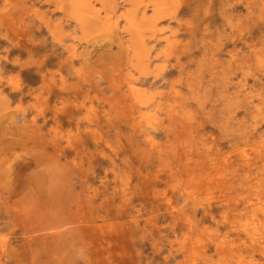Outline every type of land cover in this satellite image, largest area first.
<instances>
[{"label":"rangeland","instance_id":"1","mask_svg":"<svg viewBox=\"0 0 264 264\" xmlns=\"http://www.w3.org/2000/svg\"><path fill=\"white\" fill-rule=\"evenodd\" d=\"M159 1L0 0V264H264V0Z\"/></svg>","mask_w":264,"mask_h":264},{"label":"bare ground","instance_id":"2","mask_svg":"<svg viewBox=\"0 0 264 264\" xmlns=\"http://www.w3.org/2000/svg\"><path fill=\"white\" fill-rule=\"evenodd\" d=\"M96 2V1H95ZM92 4V2H88V5H87V7L86 8H88L89 9V5H91ZM152 4H153V7H154V9L155 10H157V12H159V11H161L162 10V4H161V2L159 1V0H152ZM100 6V5H99ZM150 6V5H149ZM78 7V6H77ZM142 8V7H141ZM95 9V8H94ZM97 10V9H96ZM148 10V9H147ZM149 11V10H148ZM76 12V11H75ZM130 13V12H129ZM78 14V13H77ZM89 15H91V16H95L96 14L95 13H92V14H89ZM134 15H129V16H127L126 18H127V21H128V23H129V25H130V28L133 30V31H136V32H138L139 30H140V28H141V26L140 25H138L137 23H136V21H135V19H134V17H133ZM150 16H151V14H150ZM76 17V16H75ZM118 17V16H117ZM77 18V17H76ZM84 22V21H83ZM82 22V23H83ZM127 23V24H128ZM114 25V24H113ZM120 26V25H119ZM83 27V26H82ZM116 28V27H115ZM128 28V27H127ZM86 30H88V29H86ZM84 31V30H83ZM99 31V30H98ZM122 31V30H121ZM120 31V32H121ZM128 31V30H127ZM86 32V34H87V31H85ZM91 32V31H90ZM251 40V39H250ZM135 41H136V39H135ZM248 41V40H247ZM254 43H256L255 41H254ZM253 43V44H254ZM252 44V45H253ZM139 45V44H138ZM250 45V44H249ZM133 47V46H132ZM139 47V46H138ZM133 49H135V48H133ZM139 50H141L140 48H139ZM142 51V50H141ZM259 51V50H258ZM142 53H143V51H142ZM134 57V56H133ZM136 58V57H135ZM246 59V58H245ZM248 59V58H247ZM246 59V60H247ZM263 61V60H262ZM261 68V67H260ZM214 72V71H213ZM238 72V71H237ZM258 72V71H257ZM257 75V74H256ZM249 78V77H248ZM260 78V77H259ZM261 79H263V78H261ZM247 80V79H246ZM253 80H255V79H253ZM256 80H258V79H256ZM249 81V80H248ZM225 82V81H224ZM223 82V83H224ZM263 82V81H262ZM228 85V84H227ZM248 85V84H247ZM264 85V84H263ZM234 88V87H233ZM236 88V87H235ZM247 88H248V86H247ZM230 89H232V88H230ZM246 89V88H245ZM209 90H211V89H209ZM212 90H215V89H212ZM228 90V89H227ZM226 90V91H227ZM243 90V89H242ZM216 91V90H215ZM225 91V90H224ZM234 91V90H233ZM212 92V91H211ZM236 93V92H235ZM239 94V93H238ZM240 95V94H239ZM254 99V98H253ZM252 99V100H253ZM230 100V99H229ZM227 101V100H226ZM240 101H242V100H240ZM256 101H257V99H256ZM251 102V101H250ZM255 102V101H254ZM258 102V101H257ZM208 103V102H207ZM235 103V102H234ZM239 103V102H238ZM243 102H241V104H242ZM145 104V103H144ZM216 104V103H215ZM226 104V103H225ZM217 105H218V103H217ZM239 105V104H238ZM243 105V104H242ZM241 105V106H242ZM252 105V104H251ZM250 105V106H251ZM204 106H207V105H204ZM219 106V105H218ZM240 106V105H239ZM240 106V107H241ZM263 106V105H262ZM248 108H249V106H247ZM215 108V107H214ZM218 108V107H217ZM247 108V109H248ZM224 110H225V107L223 108ZM222 109V110H223ZM251 109V108H250ZM203 110V109H202ZM204 110H206V109H204ZM223 110V111H224ZM215 111V110H214ZM223 111H221V114H222V112ZM240 111V110H239ZM247 111V110H246ZM249 111V110H248ZM236 112V111H235ZM229 113V112H228ZM211 114H213V113H211ZM215 114V113H214ZM220 114V115H221ZM141 115V114H140ZM222 115H224V113L222 114ZM244 115V114H243ZM213 116V115H212ZM225 116V115H224ZM223 116V117H224ZM228 116V115H227ZM231 116H234V115H231ZM260 156V155H259ZM246 208V207H245ZM248 231H250V230H248ZM224 249V248H223ZM227 249V248H226ZM224 257V256H223ZM211 259V258H210ZM242 260V259H241ZM197 263V262H196ZM248 263V262H247ZM251 263V262H250ZM255 263V262H254Z\"/></svg>","mask_w":264,"mask_h":264}]
</instances>
